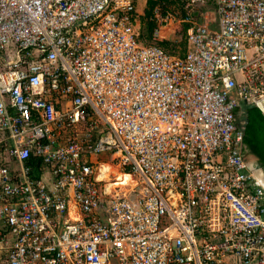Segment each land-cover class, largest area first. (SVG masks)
Instances as JSON below:
<instances>
[{
  "label": "built area",
  "instance_id": "1",
  "mask_svg": "<svg viewBox=\"0 0 264 264\" xmlns=\"http://www.w3.org/2000/svg\"><path fill=\"white\" fill-rule=\"evenodd\" d=\"M171 1L0 0V264H264V0Z\"/></svg>",
  "mask_w": 264,
  "mask_h": 264
},
{
  "label": "trees",
  "instance_id": "2",
  "mask_svg": "<svg viewBox=\"0 0 264 264\" xmlns=\"http://www.w3.org/2000/svg\"><path fill=\"white\" fill-rule=\"evenodd\" d=\"M179 3L171 0H148L147 5L144 9L143 16H141V36L140 39L144 44H150L152 41V36L154 33L155 26L150 21L152 17L153 10L156 6L160 5L164 7V9L169 8L173 5H178ZM203 10L200 9L198 13H203ZM197 12V16L199 15ZM188 30L187 25H182L178 31V40L177 42H163L161 43V47L163 50L171 55H178L177 50L181 47L183 56L187 51V41H186V33ZM180 40V41H179ZM240 107L237 111V114L243 108L245 119H244V146L251 152L253 155L258 157L261 161L262 166L264 167V114L262 111L255 105H244ZM246 120L248 122L246 123Z\"/></svg>",
  "mask_w": 264,
  "mask_h": 264
},
{
  "label": "rangeland",
  "instance_id": "3",
  "mask_svg": "<svg viewBox=\"0 0 264 264\" xmlns=\"http://www.w3.org/2000/svg\"><path fill=\"white\" fill-rule=\"evenodd\" d=\"M145 4L143 3V2H141L140 3V7H139V10H140V12L142 13L143 11H144V9H145V6H144ZM202 8L201 9H203V10H207V11H203V13L202 12H200V13H202L203 15H206L207 13H214V5H213V3L212 2H206L205 4H203L202 6H201ZM144 13V12H143ZM198 13V12H197ZM199 14V13H198ZM204 20V19H203ZM180 41V40H179ZM176 54H180V55H182L183 54V52H182V48L180 47L178 50H177V53ZM241 107H242V105H241ZM244 119H245V114H244V111H243V108H241V111L238 113V121L240 122V124H244L245 122H244ZM248 159L249 158H252L253 160H254V167H256V159L255 158H253L252 157V155H249L248 157H247ZM257 168V167H256ZM258 169V168H257ZM259 170H262L263 172H264V170L263 169H259ZM264 182V181H263Z\"/></svg>",
  "mask_w": 264,
  "mask_h": 264
},
{
  "label": "bare ground",
  "instance_id": "4",
  "mask_svg": "<svg viewBox=\"0 0 264 264\" xmlns=\"http://www.w3.org/2000/svg\"><path fill=\"white\" fill-rule=\"evenodd\" d=\"M262 106L264 108V103H262ZM248 161H249V166L253 170V172L256 175V177L258 179L264 181V172L262 170H259L260 168L257 169L256 167H254V160L252 158H249ZM103 168H105L106 170H108L107 165L103 166ZM97 176L100 179H102L103 177H105L104 174H101V170L100 169L98 170V175Z\"/></svg>",
  "mask_w": 264,
  "mask_h": 264
},
{
  "label": "flooded vegetation",
  "instance_id": "5",
  "mask_svg": "<svg viewBox=\"0 0 264 264\" xmlns=\"http://www.w3.org/2000/svg\"><path fill=\"white\" fill-rule=\"evenodd\" d=\"M244 152H245V155L248 157L249 155H251L252 153L251 152H249V150L244 146ZM253 155V154H252ZM258 158V157H257ZM256 167L257 168H261V169H263L264 170V167L262 166V164H261V161H260V159L258 158V159H256Z\"/></svg>",
  "mask_w": 264,
  "mask_h": 264
},
{
  "label": "water",
  "instance_id": "6",
  "mask_svg": "<svg viewBox=\"0 0 264 264\" xmlns=\"http://www.w3.org/2000/svg\"><path fill=\"white\" fill-rule=\"evenodd\" d=\"M262 103H264V102H258V103L255 104V106H257L262 111V113L264 114V108L262 106ZM247 122H248V120H246V123ZM252 157L255 158V159H258L255 155H252Z\"/></svg>",
  "mask_w": 264,
  "mask_h": 264
},
{
  "label": "crops",
  "instance_id": "7",
  "mask_svg": "<svg viewBox=\"0 0 264 264\" xmlns=\"http://www.w3.org/2000/svg\"><path fill=\"white\" fill-rule=\"evenodd\" d=\"M146 7V6H145ZM244 105H246V104H244ZM243 106V105H242Z\"/></svg>",
  "mask_w": 264,
  "mask_h": 264
}]
</instances>
